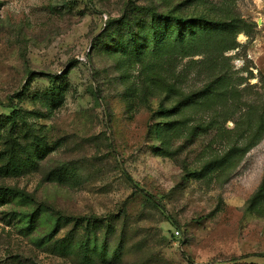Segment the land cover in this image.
<instances>
[{
  "label": "rangeland",
  "instance_id": "374dc122",
  "mask_svg": "<svg viewBox=\"0 0 264 264\" xmlns=\"http://www.w3.org/2000/svg\"><path fill=\"white\" fill-rule=\"evenodd\" d=\"M0 187V264H264V0H0Z\"/></svg>",
  "mask_w": 264,
  "mask_h": 264
},
{
  "label": "trees",
  "instance_id": "16d2710c",
  "mask_svg": "<svg viewBox=\"0 0 264 264\" xmlns=\"http://www.w3.org/2000/svg\"><path fill=\"white\" fill-rule=\"evenodd\" d=\"M199 23V22H204L201 19H189V18H184V17H177V16H172V15H164L160 14L157 17H154L151 22V29L153 32L157 30L158 25H162L163 27H172L175 29V33L178 36H181L183 30V27H190V24L192 23ZM7 122V121H5ZM19 195L22 198L25 199H30V196L24 192H21L15 188H9V187H0V198L5 197V196H10V195ZM76 224L79 223V220L77 219Z\"/></svg>",
  "mask_w": 264,
  "mask_h": 264
},
{
  "label": "built area",
  "instance_id": "2783aa9c",
  "mask_svg": "<svg viewBox=\"0 0 264 264\" xmlns=\"http://www.w3.org/2000/svg\"><path fill=\"white\" fill-rule=\"evenodd\" d=\"M176 233L178 234V231Z\"/></svg>",
  "mask_w": 264,
  "mask_h": 264
}]
</instances>
